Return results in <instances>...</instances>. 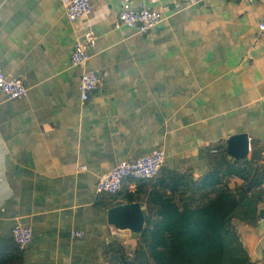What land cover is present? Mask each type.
I'll list each match as a JSON object with an SVG mask.
<instances>
[{
	"label": "crops",
	"instance_id": "crops-1",
	"mask_svg": "<svg viewBox=\"0 0 264 264\" xmlns=\"http://www.w3.org/2000/svg\"><path fill=\"white\" fill-rule=\"evenodd\" d=\"M124 2L164 21L146 34L120 27ZM91 3L89 16L70 23L60 0H0V67L28 88L19 100L0 97V249L22 222L32 239L21 264H119L121 249L131 256L142 239L112 233L96 177L162 150L165 169L197 180L210 146L231 164L227 139L246 134L239 162L261 182L246 190L239 177L224 179L241 198L223 233L225 264H264V0ZM86 31L97 37L86 68L101 83L82 103L70 52ZM155 183L136 194L145 225Z\"/></svg>",
	"mask_w": 264,
	"mask_h": 264
},
{
	"label": "trees",
	"instance_id": "trees-1",
	"mask_svg": "<svg viewBox=\"0 0 264 264\" xmlns=\"http://www.w3.org/2000/svg\"><path fill=\"white\" fill-rule=\"evenodd\" d=\"M211 150L208 171L197 180L162 166L155 178L136 181L133 194L125 188L117 195L98 193L111 208L120 197L128 203L137 202L140 186L156 182L148 195L151 209L140 234L142 244L130 258L121 249L119 264H225L223 233L241 198L224 186V179L239 177L248 182L246 190L261 181L249 180L246 162L229 164L220 147L210 146ZM21 252L9 239L0 249V264H21Z\"/></svg>",
	"mask_w": 264,
	"mask_h": 264
},
{
	"label": "built area",
	"instance_id": "built-area-1",
	"mask_svg": "<svg viewBox=\"0 0 264 264\" xmlns=\"http://www.w3.org/2000/svg\"><path fill=\"white\" fill-rule=\"evenodd\" d=\"M66 19L74 23L92 13L91 0H60ZM117 24L120 27L132 30L138 34H146L164 21L163 14L145 4L132 6L124 2L117 16ZM257 30L264 34V14L257 23ZM84 41H76L70 52V65L81 70L78 91L80 100L85 103L90 95L100 87V77L94 70L86 68L89 59V50L92 49L97 37L92 31L83 34ZM28 88L22 78H11L4 74L0 67V97L8 101L19 100L26 97ZM249 142V140H248ZM248 146V151H249ZM216 152L215 150H213ZM166 154L162 150H153L148 154L139 156L133 160L117 162L110 170L99 174L95 181L97 193L117 195L124 188L126 192L133 194L136 191V181H144L155 178L165 163ZM82 170H86L82 167ZM73 238H82L84 232L74 230ZM11 237L19 250H24L31 242L32 229L28 226L16 224L11 230Z\"/></svg>",
	"mask_w": 264,
	"mask_h": 264
},
{
	"label": "water",
	"instance_id": "water-1",
	"mask_svg": "<svg viewBox=\"0 0 264 264\" xmlns=\"http://www.w3.org/2000/svg\"><path fill=\"white\" fill-rule=\"evenodd\" d=\"M82 38L80 42L82 43ZM227 153L233 160L240 161L247 157L248 136L246 134L232 135L227 139ZM107 224L113 234L126 231L131 238H137L145 225V216L141 205L137 202L114 206L106 212ZM25 225V223L20 222Z\"/></svg>",
	"mask_w": 264,
	"mask_h": 264
},
{
	"label": "rangeland",
	"instance_id": "rangeland-1",
	"mask_svg": "<svg viewBox=\"0 0 264 264\" xmlns=\"http://www.w3.org/2000/svg\"><path fill=\"white\" fill-rule=\"evenodd\" d=\"M135 250V249H134ZM133 250V251H134ZM124 256H126V258H130V256L128 255V252L124 251Z\"/></svg>",
	"mask_w": 264,
	"mask_h": 264
}]
</instances>
